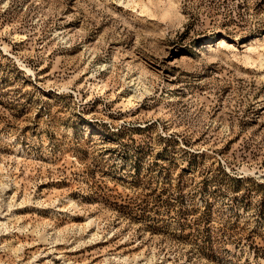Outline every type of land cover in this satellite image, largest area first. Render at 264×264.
I'll return each mask as SVG.
<instances>
[{
    "label": "rangeland",
    "instance_id": "374dc122",
    "mask_svg": "<svg viewBox=\"0 0 264 264\" xmlns=\"http://www.w3.org/2000/svg\"><path fill=\"white\" fill-rule=\"evenodd\" d=\"M135 2L0 0V264H264V0Z\"/></svg>",
    "mask_w": 264,
    "mask_h": 264
},
{
    "label": "bare ground",
    "instance_id": "6f19581e",
    "mask_svg": "<svg viewBox=\"0 0 264 264\" xmlns=\"http://www.w3.org/2000/svg\"><path fill=\"white\" fill-rule=\"evenodd\" d=\"M118 2L121 3L124 7H130V5H132V7H134L133 5H136L135 0H122V2H121V0H118ZM169 9H170V8H169ZM162 13H163V12H162ZM164 13L166 14V12H164ZM167 13H168V12H167ZM173 13H174V12H173ZM173 13H172V14H173ZM165 14H164V15H165ZM164 15H163V16H164ZM167 16H168V15H167ZM167 16H166V17H167ZM144 92L148 93V92L146 91V89L144 90ZM129 102H130V101H129ZM129 102H128V103H129Z\"/></svg>",
    "mask_w": 264,
    "mask_h": 264
}]
</instances>
